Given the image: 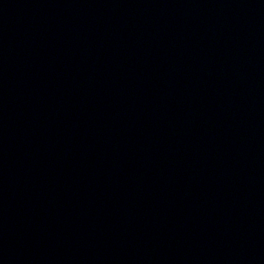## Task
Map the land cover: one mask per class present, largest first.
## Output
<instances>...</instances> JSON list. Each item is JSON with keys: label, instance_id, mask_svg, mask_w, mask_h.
Listing matches in <instances>:
<instances>
[{"label": "water", "instance_id": "95a60500", "mask_svg": "<svg viewBox=\"0 0 264 264\" xmlns=\"http://www.w3.org/2000/svg\"><path fill=\"white\" fill-rule=\"evenodd\" d=\"M0 264H264V0H0Z\"/></svg>", "mask_w": 264, "mask_h": 264}]
</instances>
